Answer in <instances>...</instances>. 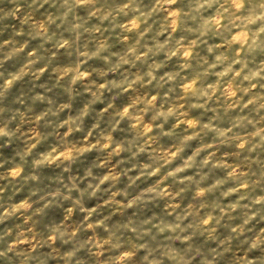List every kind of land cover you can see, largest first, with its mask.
Segmentation results:
<instances>
[{
	"label": "clouds",
	"instance_id": "9594fccd",
	"mask_svg": "<svg viewBox=\"0 0 264 264\" xmlns=\"http://www.w3.org/2000/svg\"><path fill=\"white\" fill-rule=\"evenodd\" d=\"M0 264H264V0H0Z\"/></svg>",
	"mask_w": 264,
	"mask_h": 264
}]
</instances>
